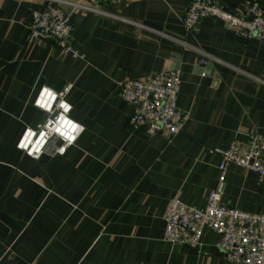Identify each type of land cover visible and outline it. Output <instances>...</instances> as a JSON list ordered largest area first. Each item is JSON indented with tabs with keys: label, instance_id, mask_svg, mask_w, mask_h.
I'll return each instance as SVG.
<instances>
[{
	"label": "crops",
	"instance_id": "obj_1",
	"mask_svg": "<svg viewBox=\"0 0 264 264\" xmlns=\"http://www.w3.org/2000/svg\"><path fill=\"white\" fill-rule=\"evenodd\" d=\"M219 1L241 12L247 0ZM78 2L0 0V264H228L208 228L198 248L165 242L164 214L174 198L203 209L219 175L215 150L264 135V39L210 18L187 32L190 0ZM48 4L70 15L76 57L29 36L32 12ZM174 70L180 132L132 131L118 83ZM67 86L82 134L63 155L48 146L26 156L16 143L43 121L37 91ZM222 203L264 214V179L230 164Z\"/></svg>",
	"mask_w": 264,
	"mask_h": 264
},
{
	"label": "built area",
	"instance_id": "obj_2",
	"mask_svg": "<svg viewBox=\"0 0 264 264\" xmlns=\"http://www.w3.org/2000/svg\"><path fill=\"white\" fill-rule=\"evenodd\" d=\"M118 0H79L76 8L89 9L101 3ZM205 18L221 21L236 36L243 39H264V6L254 0L244 2L243 11L225 8L219 0H190L182 18L187 32H194ZM72 22L59 6L50 4L42 11H33L29 36L34 40L52 41L65 54L77 56L70 38ZM199 63H203L200 60ZM121 98L133 108L129 121L132 131L147 136L160 132L175 135L180 132L184 116L177 108L181 88L179 71H165L146 81L123 80L118 83ZM70 87L55 92L41 87L33 107L44 114L36 128H26L16 148L26 156L39 159L48 146L63 155L83 132L70 113L66 100ZM59 142V146L56 143ZM221 156L216 186L208 193L206 205L197 209L172 199L164 214L163 240L171 246L198 248L203 230L216 233V248L224 253L228 264H264V214L242 212L222 203L226 172L230 164L256 173L264 179V135L250 134L246 141H234L225 150H215Z\"/></svg>",
	"mask_w": 264,
	"mask_h": 264
}]
</instances>
